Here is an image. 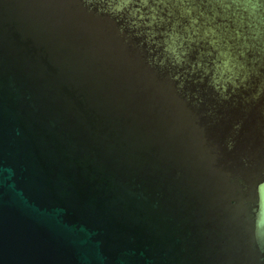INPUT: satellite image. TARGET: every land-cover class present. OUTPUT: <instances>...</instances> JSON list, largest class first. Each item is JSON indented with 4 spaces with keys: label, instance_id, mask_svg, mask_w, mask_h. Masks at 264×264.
<instances>
[{
    "label": "water",
    "instance_id": "obj_1",
    "mask_svg": "<svg viewBox=\"0 0 264 264\" xmlns=\"http://www.w3.org/2000/svg\"><path fill=\"white\" fill-rule=\"evenodd\" d=\"M99 3L0 0V264H264V39L221 94Z\"/></svg>",
    "mask_w": 264,
    "mask_h": 264
},
{
    "label": "clouds",
    "instance_id": "obj_2",
    "mask_svg": "<svg viewBox=\"0 0 264 264\" xmlns=\"http://www.w3.org/2000/svg\"><path fill=\"white\" fill-rule=\"evenodd\" d=\"M134 0H100L99 9L103 14L121 16L128 11L135 16L139 8L132 10ZM143 6L150 11L151 22L158 19L169 23L164 17H159L158 7L150 5L148 0H142ZM163 8L172 9L169 12L171 28L166 30L163 55L159 67H184L187 64L192 43L207 40L212 51L197 64L202 73L201 79L207 78L208 85L223 94L229 86L237 87L248 80L255 69L245 62V50L250 47L249 41L259 43L264 39V0H175L174 3L158 0ZM207 8L212 12L209 17L201 9ZM217 16L230 21L229 38H225V30L215 25ZM201 18L204 22H201ZM187 21V23H184ZM215 25V26H214ZM197 37V39H193ZM152 68V65H149Z\"/></svg>",
    "mask_w": 264,
    "mask_h": 264
}]
</instances>
